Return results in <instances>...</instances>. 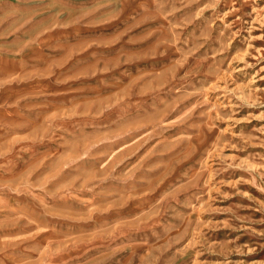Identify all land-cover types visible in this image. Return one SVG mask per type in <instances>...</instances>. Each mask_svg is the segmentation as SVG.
Instances as JSON below:
<instances>
[{"label":"rangeland","instance_id":"1","mask_svg":"<svg viewBox=\"0 0 264 264\" xmlns=\"http://www.w3.org/2000/svg\"><path fill=\"white\" fill-rule=\"evenodd\" d=\"M0 264H264V0H0Z\"/></svg>","mask_w":264,"mask_h":264}]
</instances>
